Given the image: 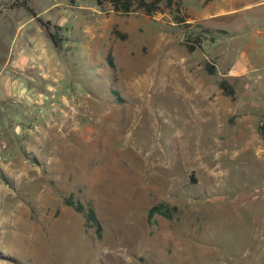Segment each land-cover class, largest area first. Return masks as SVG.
I'll list each match as a JSON object with an SVG mask.
<instances>
[{"label": "rangeland", "instance_id": "obj_1", "mask_svg": "<svg viewBox=\"0 0 264 264\" xmlns=\"http://www.w3.org/2000/svg\"><path fill=\"white\" fill-rule=\"evenodd\" d=\"M24 2L38 17L30 35L17 32ZM0 9L3 40L34 51L22 56L26 98L0 79V264H264V152L188 95L201 53L190 58L168 11L120 16L93 0ZM250 15L210 24L243 35ZM160 203L168 212L149 217Z\"/></svg>", "mask_w": 264, "mask_h": 264}, {"label": "crops", "instance_id": "obj_2", "mask_svg": "<svg viewBox=\"0 0 264 264\" xmlns=\"http://www.w3.org/2000/svg\"><path fill=\"white\" fill-rule=\"evenodd\" d=\"M26 7L28 6L25 2L19 6L30 16L23 20L20 18L21 21L17 23V32L30 35L31 29H26L25 24L31 23L38 17L33 16ZM183 10L187 16V24L224 31L226 34L222 35H227V32L222 28L211 26L210 22L218 20L228 22L241 12H250V18L238 25L243 28V35H240L238 30H233L228 38L223 36L221 38L219 35L214 42H204L207 46L210 43L213 48L212 55L199 50L201 53L199 60L202 64L193 63L189 66L188 95L214 106L213 112L216 119L220 120L224 114L226 122L234 129V138L247 137L248 142L257 143L260 150L264 152V144L259 143L261 138L257 132V126L264 113V0H203L199 9L188 10L183 7ZM1 11L0 9V13ZM8 37L6 35L3 40L0 34V79L3 80L4 94L14 97L19 103L21 99L26 98L23 81L30 82L25 72L31 66V59L23 57L31 56L34 51L30 46L31 43H28L25 38L23 42H15ZM17 50L18 52H15ZM195 52L189 54L191 59H194ZM15 55H17L18 76L16 80H12L8 73L11 71L10 68H13L11 58ZM204 61H212L216 69L217 79L214 82L206 77L214 75H208L205 72ZM21 71L24 77L21 76ZM197 74L199 75L196 76ZM222 79L232 86L233 99L225 96L219 89L218 82ZM257 136L260 139H257Z\"/></svg>", "mask_w": 264, "mask_h": 264}, {"label": "trees", "instance_id": "obj_3", "mask_svg": "<svg viewBox=\"0 0 264 264\" xmlns=\"http://www.w3.org/2000/svg\"><path fill=\"white\" fill-rule=\"evenodd\" d=\"M73 3L75 0H69ZM96 6L102 7L108 4L112 12L120 16H128L136 11L143 12L146 16L152 17L156 13L164 14L168 11L172 15V20L175 26H178L183 35V41L188 53L202 50V45L205 41L214 42V39L222 34L224 31L212 30L204 28L201 25L191 26L186 23V14L183 10L181 0H93ZM26 9L33 15V11L26 7ZM48 25V23H45ZM48 37L55 49L60 50V39H56L55 34L48 32ZM204 70L208 75H215L216 69L212 61H204ZM218 87L222 93L233 99L234 91L232 86L224 79L218 82ZM257 132L260 138L264 141V113L261 116L260 122L257 126ZM68 206L74 207L75 210L80 211V206H75L71 201H67ZM168 212V207L164 203H160L149 210V217L153 214L165 215Z\"/></svg>", "mask_w": 264, "mask_h": 264}]
</instances>
